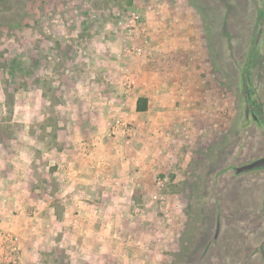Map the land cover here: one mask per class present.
Here are the masks:
<instances>
[{"label":"rangeland","instance_id":"obj_1","mask_svg":"<svg viewBox=\"0 0 264 264\" xmlns=\"http://www.w3.org/2000/svg\"><path fill=\"white\" fill-rule=\"evenodd\" d=\"M263 17V0H0V160L54 213L45 264H264V168L234 171L264 155L242 77ZM246 78L264 115V34Z\"/></svg>","mask_w":264,"mask_h":264},{"label":"crops","instance_id":"obj_2","mask_svg":"<svg viewBox=\"0 0 264 264\" xmlns=\"http://www.w3.org/2000/svg\"><path fill=\"white\" fill-rule=\"evenodd\" d=\"M137 100L138 97L134 100L135 113L145 112L147 109L145 111H137ZM105 163L106 165H104L106 167L110 166L111 168V162ZM153 163L155 167L156 165L158 167V161H154ZM97 165L100 166V163ZM104 165L102 164V166ZM3 167L8 172L6 176L11 175L12 177L9 179V177L1 178L0 176V229H9L19 234L21 255L18 264H45V258L41 252L46 247L51 246V233H53V227L56 224L54 213L47 206L36 208L34 198L30 196L31 192L27 189L24 192H20L17 189L16 183L19 180L17 177L19 172L17 170L18 168L12 166L10 162L3 163L0 160V173ZM24 169L27 173L26 178L28 183V176L32 171L29 162L26 163ZM13 184L15 187H13ZM31 212H33L32 216ZM44 229L47 232L40 234L39 232Z\"/></svg>","mask_w":264,"mask_h":264},{"label":"water","instance_id":"obj_3","mask_svg":"<svg viewBox=\"0 0 264 264\" xmlns=\"http://www.w3.org/2000/svg\"><path fill=\"white\" fill-rule=\"evenodd\" d=\"M263 34H264V17L262 18L261 24L259 26L258 33H257L256 38H255L254 43H253L252 51H251L249 58H248V65H247L245 72L242 74V77L244 80L243 97H244V105H245V114L248 116L250 114V111H254L258 115H260L261 117L264 118L262 112L260 110H258V108L254 107L250 102V89H249L248 79L246 78V75H248V73H249L253 51L255 49L256 44L260 41L261 36ZM253 116L256 117V114H253ZM263 168H264V155L255 159V160H252L250 162L243 163L239 166H236L234 168V171L236 174H242L245 172H250V171H254L257 169H263ZM219 233H220V220L218 218L217 227H216V231H215L213 240L217 239ZM260 250H261L262 256L264 257V240L260 244Z\"/></svg>","mask_w":264,"mask_h":264},{"label":"built area","instance_id":"obj_4","mask_svg":"<svg viewBox=\"0 0 264 264\" xmlns=\"http://www.w3.org/2000/svg\"><path fill=\"white\" fill-rule=\"evenodd\" d=\"M133 132V131H132ZM131 135V128H128ZM158 184L163 186L164 180L158 179ZM21 255L19 235L9 229H0V262L1 264H18Z\"/></svg>","mask_w":264,"mask_h":264},{"label":"trees","instance_id":"obj_5","mask_svg":"<svg viewBox=\"0 0 264 264\" xmlns=\"http://www.w3.org/2000/svg\"><path fill=\"white\" fill-rule=\"evenodd\" d=\"M137 111H145L147 109V99L145 97H139L136 105Z\"/></svg>","mask_w":264,"mask_h":264},{"label":"flooded vegetation","instance_id":"obj_6","mask_svg":"<svg viewBox=\"0 0 264 264\" xmlns=\"http://www.w3.org/2000/svg\"><path fill=\"white\" fill-rule=\"evenodd\" d=\"M258 110H259V109H258ZM250 114H251V116H253V114H256V117L253 116L254 119H258V118H259V119H263V120H264L263 117H261L260 115H258V114H257L256 112H254V111H250ZM250 114H249V115H250ZM249 115H248V116H249ZM263 116H264V115H263ZM257 170H258V169H257ZM254 171H255V170H254ZM250 172H252V171H250Z\"/></svg>","mask_w":264,"mask_h":264}]
</instances>
